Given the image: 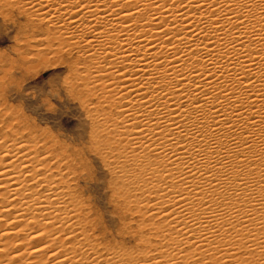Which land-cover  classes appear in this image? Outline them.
Wrapping results in <instances>:
<instances>
[{
    "label": "bare ground",
    "instance_id": "1",
    "mask_svg": "<svg viewBox=\"0 0 264 264\" xmlns=\"http://www.w3.org/2000/svg\"><path fill=\"white\" fill-rule=\"evenodd\" d=\"M0 11L69 56L107 142L117 233L140 242L107 233L68 149L34 131L20 144L2 123L4 264H264V0H0Z\"/></svg>",
    "mask_w": 264,
    "mask_h": 264
},
{
    "label": "rangeland",
    "instance_id": "2",
    "mask_svg": "<svg viewBox=\"0 0 264 264\" xmlns=\"http://www.w3.org/2000/svg\"><path fill=\"white\" fill-rule=\"evenodd\" d=\"M22 22L23 18L12 14L5 16L0 11V124H5L6 134L13 139L16 137V141L19 139L17 142L20 144H32L34 139L29 135H33L30 132L34 131V138L38 136L36 139L40 144L45 143L44 148L68 149L65 153L70 152L76 157V163H80L76 182L81 192L83 191L82 197L89 200L90 208L96 212L107 233L116 241L122 239L128 246H138V243L140 245L133 238L134 233L123 234L122 237L117 233L121 220L114 202L116 193L112 185L115 179L110 176L107 164L98 151L106 148L104 145L107 142L101 144L102 133L94 129L90 115L92 113H88L89 107L96 108L95 104L90 103V97L81 91L80 83L72 77L69 56L60 54V51L50 52L47 46L42 45L43 48L30 40L28 32L22 29ZM72 56H76L75 51H72ZM54 81H60V84L56 85ZM49 85L52 87L49 88ZM61 88L64 89L63 93ZM45 107L46 110L41 109ZM52 107L60 108L62 113H71L75 121L62 113L52 116L47 112ZM3 137L5 136L1 138L5 139ZM136 216L135 213L132 214V218L137 219ZM130 217L128 214L126 218L129 222ZM134 219L132 224L136 223ZM138 229L144 230L145 227L139 225ZM50 237L64 239L63 233L55 231H51ZM10 244L9 247H12ZM4 259L0 257V264L6 262Z\"/></svg>",
    "mask_w": 264,
    "mask_h": 264
},
{
    "label": "snow or ice",
    "instance_id": "3",
    "mask_svg": "<svg viewBox=\"0 0 264 264\" xmlns=\"http://www.w3.org/2000/svg\"><path fill=\"white\" fill-rule=\"evenodd\" d=\"M54 84H56V85H59L60 84V81H54L53 82ZM52 86L51 85H49V88H51ZM63 91H64V89L63 88H61V93H63ZM39 103V102H38ZM42 110H46V107L45 108H41ZM47 112L48 113H50L52 116H56L58 113H62V111H61V109L60 108H57V107H52V108H48L47 109ZM63 114V116H65V117H68V118H71L73 121H75V119L72 117V114L71 113H69V112H63L62 113ZM9 119H11V118H9ZM57 121H59V120H57ZM86 151H87V149H85Z\"/></svg>",
    "mask_w": 264,
    "mask_h": 264
}]
</instances>
